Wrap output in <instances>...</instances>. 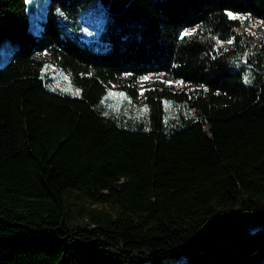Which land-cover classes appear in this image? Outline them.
Segmentation results:
<instances>
[{"label":"trees","instance_id":"obj_1","mask_svg":"<svg viewBox=\"0 0 264 264\" xmlns=\"http://www.w3.org/2000/svg\"><path fill=\"white\" fill-rule=\"evenodd\" d=\"M93 1L106 51L56 16ZM46 7L36 34L30 0H0V264H264V47L238 32L264 0ZM48 61L80 94L50 88ZM109 89L145 114L111 113Z\"/></svg>","mask_w":264,"mask_h":264},{"label":"rangeland","instance_id":"obj_2","mask_svg":"<svg viewBox=\"0 0 264 264\" xmlns=\"http://www.w3.org/2000/svg\"><path fill=\"white\" fill-rule=\"evenodd\" d=\"M30 2L33 6V13H30L31 28L36 34H39L43 21L46 18L48 0H30ZM56 16L66 33L74 39L98 51H106L109 49L110 43L100 37V32L104 28L108 13L106 8L98 1H93L80 7L75 17H64L59 10L56 11ZM236 16L241 19H247L246 15ZM185 32H192V30H186ZM238 32L241 34V47L251 51H258L264 47V23L261 20L253 19L248 21ZM222 46L230 48L231 43H222ZM9 56L10 54H7L1 58L0 67L8 60ZM38 56L41 59H50L49 56L45 54ZM44 71L47 74L48 84L51 89L74 95L80 94V88L73 85L69 79V75L65 71L59 69L54 62L48 61ZM145 78L142 80H147V82L155 79L164 81V78H158L153 75H148V79ZM178 83L179 81L167 82V84ZM102 103L105 105L106 109L118 117H140L146 112V107L141 100L136 102L129 98L125 92L120 90L109 89L102 98ZM165 109L166 116L173 117L177 115L178 106L170 100L165 101Z\"/></svg>","mask_w":264,"mask_h":264},{"label":"snow or ice","instance_id":"obj_3","mask_svg":"<svg viewBox=\"0 0 264 264\" xmlns=\"http://www.w3.org/2000/svg\"><path fill=\"white\" fill-rule=\"evenodd\" d=\"M227 15H228L229 18H231V19H237V18H238L236 15H234V14L231 13V12H228ZM192 34H193L192 32H185L181 38H183L184 36H191ZM229 43H231V41H229ZM145 79H148V78L146 77Z\"/></svg>","mask_w":264,"mask_h":264}]
</instances>
